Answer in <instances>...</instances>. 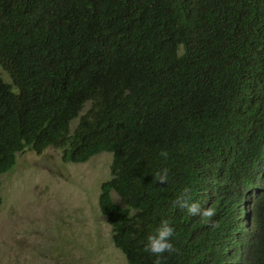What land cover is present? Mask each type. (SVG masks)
I'll return each instance as SVG.
<instances>
[{
    "label": "trees",
    "instance_id": "trees-1",
    "mask_svg": "<svg viewBox=\"0 0 264 264\" xmlns=\"http://www.w3.org/2000/svg\"><path fill=\"white\" fill-rule=\"evenodd\" d=\"M26 147L112 154L98 205L128 264L162 220L161 264H264V0H0V204Z\"/></svg>",
    "mask_w": 264,
    "mask_h": 264
},
{
    "label": "rangeland",
    "instance_id": "rangeland-1",
    "mask_svg": "<svg viewBox=\"0 0 264 264\" xmlns=\"http://www.w3.org/2000/svg\"><path fill=\"white\" fill-rule=\"evenodd\" d=\"M111 161L101 152L65 162L55 147L18 153L1 175L0 264H128L98 205Z\"/></svg>",
    "mask_w": 264,
    "mask_h": 264
},
{
    "label": "clouds",
    "instance_id": "clouds-1",
    "mask_svg": "<svg viewBox=\"0 0 264 264\" xmlns=\"http://www.w3.org/2000/svg\"><path fill=\"white\" fill-rule=\"evenodd\" d=\"M160 155L167 158L168 153L162 151ZM156 180L161 184H166L168 181V170L163 169L161 172L157 173ZM175 205L186 210L193 216H201L210 220L215 215V209L213 207L202 208L200 204L192 201L191 189L187 186L177 196ZM173 235L174 229L170 222L162 220L159 226L156 227L155 231L147 236L144 251L157 257L154 264H161L160 258L164 253L170 254L177 251L174 244L171 242Z\"/></svg>",
    "mask_w": 264,
    "mask_h": 264
}]
</instances>
